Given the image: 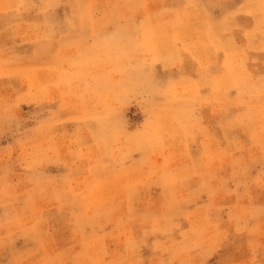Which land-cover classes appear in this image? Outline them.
Listing matches in <instances>:
<instances>
[{"label":"rangeland","instance_id":"obj_1","mask_svg":"<svg viewBox=\"0 0 264 264\" xmlns=\"http://www.w3.org/2000/svg\"><path fill=\"white\" fill-rule=\"evenodd\" d=\"M0 264H264V0H0Z\"/></svg>","mask_w":264,"mask_h":264}]
</instances>
